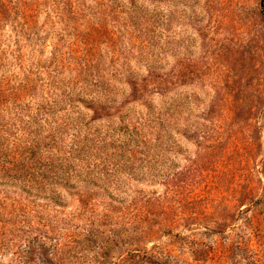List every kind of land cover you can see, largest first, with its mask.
Wrapping results in <instances>:
<instances>
[{
    "label": "rangeland",
    "instance_id": "374dc122",
    "mask_svg": "<svg viewBox=\"0 0 264 264\" xmlns=\"http://www.w3.org/2000/svg\"><path fill=\"white\" fill-rule=\"evenodd\" d=\"M82 3L38 7L40 42L23 41L42 77L10 126L56 138L30 176H0V264H264V0Z\"/></svg>",
    "mask_w": 264,
    "mask_h": 264
},
{
    "label": "trees",
    "instance_id": "16d2710c",
    "mask_svg": "<svg viewBox=\"0 0 264 264\" xmlns=\"http://www.w3.org/2000/svg\"><path fill=\"white\" fill-rule=\"evenodd\" d=\"M99 1V0H96ZM85 0H37L33 2L31 0H0V32L4 30L5 24L10 23L13 28L15 45L17 46L16 52L13 55L16 56L15 60L18 66L23 69L24 77L16 76L15 78H9L5 75L4 68L7 66L6 54L0 53V165L4 164L0 168V176L2 178H13L18 179L30 176L32 171L35 170L33 167L37 164L38 160L42 157L50 158L53 156L54 148L49 144H45V141H55L56 136L44 135L42 130L38 128V120H33L27 127H21V129H14L10 126V114L12 110L19 109L23 106L24 102L32 97L33 99L39 95L37 82L41 79V75L37 73L42 68L35 62L32 63L29 69L23 66V55L22 51L24 48L23 41H29L31 44L39 43V34L37 33V25L39 18L38 7H45L48 14L57 13L60 17H68L67 15H75V11L79 10L81 6H85ZM79 7V8H78ZM50 76L52 79V87L59 86L56 89H62L61 78L63 69L61 66L63 63V53L58 47H54L52 56L49 59ZM82 65V66H81ZM91 65L89 63L81 64L80 67L76 68L77 85L83 81L84 86L86 85L85 80L91 77L92 74L89 71ZM3 71V72H2ZM3 73V74H2ZM83 77V79H81ZM54 91H56L53 88ZM66 93V91H64ZM69 95H65L68 98ZM73 98V97H72ZM87 104H94L93 100L77 99ZM64 103L55 100L52 107L57 108ZM17 131V132H16ZM12 137H17V141L10 142ZM22 161L30 164L27 169H19L18 167H8L12 162ZM48 171L44 174V178L54 176L49 174ZM56 181L66 179L63 177L56 176ZM24 181L26 179H23ZM31 181L27 182L29 184ZM31 184V183H30ZM29 186V185H28ZM31 186V185H30ZM34 186V185H32Z\"/></svg>",
    "mask_w": 264,
    "mask_h": 264
}]
</instances>
